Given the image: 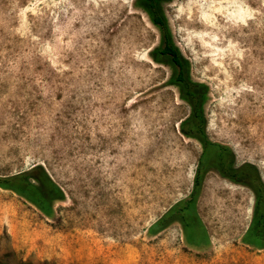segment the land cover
Returning <instances> with one entry per match:
<instances>
[{
    "label": "rangeland",
    "instance_id": "obj_1",
    "mask_svg": "<svg viewBox=\"0 0 264 264\" xmlns=\"http://www.w3.org/2000/svg\"><path fill=\"white\" fill-rule=\"evenodd\" d=\"M160 6L189 81L204 86L202 135L182 131L180 95L192 106V94L152 58L160 31L136 0H0V178L40 165L63 193L47 217L0 187V264H60L30 255L35 236L78 231L123 264H264V244L242 241L251 191L212 171L192 188L205 142L264 185V0ZM191 193L204 243L177 221L148 232Z\"/></svg>",
    "mask_w": 264,
    "mask_h": 264
},
{
    "label": "trees",
    "instance_id": "obj_2",
    "mask_svg": "<svg viewBox=\"0 0 264 264\" xmlns=\"http://www.w3.org/2000/svg\"><path fill=\"white\" fill-rule=\"evenodd\" d=\"M162 1L164 0H136V6L147 12L151 22L157 25L160 31V41L152 53V58L156 61H167L170 63L174 71L172 80L177 82L182 91H186L187 88V92L192 94V83L187 77L188 62L182 57L171 41L169 29L160 8ZM193 86L195 89L194 105L196 111H198L200 110V102L203 97L202 92H204V86L201 83H193ZM189 87L191 90H188ZM182 131L188 133L184 128H182ZM213 146L217 147L218 145L209 142H205L203 145L204 148ZM32 169V173L27 172L15 177L0 178V187L11 189L31 202L45 216L50 217L52 215L53 202L61 200L63 198V193L49 178L42 166L35 165ZM192 207L191 193L187 199L180 200L171 206L154 222L148 232H154L171 221H177L182 225L184 239L192 244ZM195 216L198 223H200L199 217L197 215ZM194 229L199 233V227H195ZM256 234L254 226H250V229H248L247 233L242 237V241L253 243L256 246L263 245L264 243L256 241Z\"/></svg>",
    "mask_w": 264,
    "mask_h": 264
},
{
    "label": "flooded vegetation",
    "instance_id": "obj_3",
    "mask_svg": "<svg viewBox=\"0 0 264 264\" xmlns=\"http://www.w3.org/2000/svg\"><path fill=\"white\" fill-rule=\"evenodd\" d=\"M172 84L178 89L179 92V85L177 84V82L173 81ZM193 89L194 86L192 85V106L188 98L182 97V95H180L181 98L187 101L190 106V111L186 119L184 120L187 125L184 124L185 128L183 127V125L182 127L185 130H192V132H195L198 135H202L203 133L202 117L198 113V111H196L194 105L195 101L193 99H195V93L193 92ZM189 136H192L193 138L199 140L197 135H189ZM208 171L209 172L212 171L217 176L226 179L228 181L234 183H240L251 191L253 195V209H252L253 215L251 217V220L255 221L254 228L256 229L257 232L256 236L259 243H261V241L263 243L264 242V185L258 180L257 175L255 171L252 169V167L247 164L235 165L228 151L222 146L204 148L201 144V150L197 155L196 166L194 169L192 188L196 189L197 187L200 186V183L202 182L206 172ZM195 215L192 209V246H199V243L200 244L204 243L206 235L203 230V224L201 222L198 223ZM178 224L180 225L181 231L183 233L182 225L179 222ZM195 227H199V233L195 231L194 229ZM249 228L250 226L248 227V229Z\"/></svg>",
    "mask_w": 264,
    "mask_h": 264
},
{
    "label": "crops",
    "instance_id": "obj_4",
    "mask_svg": "<svg viewBox=\"0 0 264 264\" xmlns=\"http://www.w3.org/2000/svg\"><path fill=\"white\" fill-rule=\"evenodd\" d=\"M35 239L38 240L34 242H40L30 254L35 257L44 255L60 264H123L115 246L112 248L89 232L40 234Z\"/></svg>",
    "mask_w": 264,
    "mask_h": 264
}]
</instances>
